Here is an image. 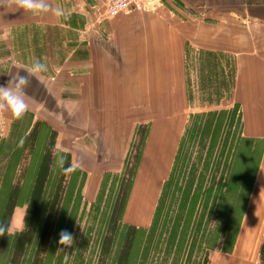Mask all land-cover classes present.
<instances>
[{
	"label": "crops",
	"instance_id": "crops-1",
	"mask_svg": "<svg viewBox=\"0 0 264 264\" xmlns=\"http://www.w3.org/2000/svg\"><path fill=\"white\" fill-rule=\"evenodd\" d=\"M104 2L48 0L53 8L64 9L60 18L0 7V48H16L0 61L30 67L41 56L32 54L26 64L20 48H37L38 38L65 43L66 48L44 45L42 63L48 71L32 80L31 103L33 109L48 102L39 108L57 118L55 126L47 119L58 131L57 144L86 171L87 197L96 195L105 172L122 170L137 126L149 124L123 217L147 227L185 132L194 57L204 55L203 60L222 68L225 57L233 58L231 98L240 104L244 136L264 139V0H164L153 9L102 19ZM59 49L63 57L56 60L53 52ZM255 189L232 249L213 250L209 264H258L264 238V157Z\"/></svg>",
	"mask_w": 264,
	"mask_h": 264
},
{
	"label": "trees",
	"instance_id": "trees-1",
	"mask_svg": "<svg viewBox=\"0 0 264 264\" xmlns=\"http://www.w3.org/2000/svg\"><path fill=\"white\" fill-rule=\"evenodd\" d=\"M235 104L240 108L239 103ZM30 116L32 120L29 132L20 142L19 148L13 151L8 172L1 181L4 184L3 189L7 191L5 190L0 204V222L7 223L12 219L15 207L25 206V227L13 236V250L7 264H47V255L58 227L64 222L66 229L70 226L74 229L76 210L82 205L84 198L81 191L86 172L73 164L69 151L57 148V129L40 118L33 122L32 112ZM239 116L242 118L241 109ZM221 117L216 111L195 117L188 133L189 139L196 145L199 144V157L194 163H185L181 138L171 171L163 183L151 223L147 227L123 219L142 145L145 144L149 130V124H139L125 161L123 178L114 203L111 208L100 211L98 221L86 228L81 234L80 242H76L73 236L74 243L68 248V253L75 256L79 264H83L82 246L87 243L88 238H97L96 264H209V251L218 246L215 244L216 239L224 238V246H228L230 240H233V247L245 206L248 181L243 182L244 180L231 174L227 181L209 179L208 172L214 165L211 158L219 142V123L223 120ZM241 137L250 144H258V140H261L244 135ZM138 138L139 142L136 144ZM205 147L207 152L204 156ZM237 148L239 149L238 146ZM133 149H136V154L131 166ZM18 150L20 152L17 153ZM23 153L31 157V160L28 162L30 166L20 178V175L16 177V173ZM249 172L250 167L246 174L249 175ZM79 174L82 180L77 185ZM104 175L103 185L106 184L110 172ZM29 183L30 190L27 192ZM100 194L97 199L101 198ZM95 208L99 209L97 205ZM212 219L219 220L213 230L210 229ZM35 227L39 232L36 247L33 249L29 245L35 236ZM9 235L0 237V246ZM224 246L221 247L223 251L232 249ZM260 251L264 256V238Z\"/></svg>",
	"mask_w": 264,
	"mask_h": 264
},
{
	"label": "rangeland",
	"instance_id": "rangeland-1",
	"mask_svg": "<svg viewBox=\"0 0 264 264\" xmlns=\"http://www.w3.org/2000/svg\"><path fill=\"white\" fill-rule=\"evenodd\" d=\"M99 11V10H98ZM101 11V9H100ZM105 13V12H104ZM108 16L107 14H104L103 18H106ZM60 33V32H58ZM38 38L39 41L37 48H20V50L23 52V61L26 62V64H30L31 62V56L32 54L40 55L41 62H43V59L45 60L47 51L43 53L45 50L44 45L46 44L48 48H66L65 43H62V41L57 40L54 43V40L51 38ZM43 40L44 43H43ZM11 51L10 48H0V57H4L7 55H11V53H16V48H12ZM23 49V50H22ZM11 51V52H10ZM55 54L56 60H58V57H63V54L60 52H53ZM13 58L15 57L12 54ZM204 55H198V58H193V61L191 63V68H189V76H188V96H189V102H188V115L186 126H185V132L182 136L183 138V145H182V156H185V163H194L197 161L198 152H199V144H195L194 141H191L189 139V129L191 128V125H193L194 121L196 120V116L208 113L209 111H216V113L220 114L223 119L219 125V142L217 145V150L214 153L213 157L211 158L214 161L213 169H211L208 172L209 179H212L214 181H217L219 179L228 180L230 174L231 176L235 175L238 178H241L243 182H247L246 187V199L244 202V210L241 213V218L239 219V227L236 231V237L240 233V229L242 227V223L246 221L245 216V209L247 206H251L255 201V183L257 180L259 167L261 164V161L264 157V139L258 140V144H250L247 142H244L242 140L241 135H244L243 128H242V118L240 115V108L237 107L235 103H233V100L231 98V92L234 87V81H235V68H234V61L233 58L230 59L229 57H225V63L226 67L222 68L217 65V62H208L207 60H203L202 57ZM5 60V59H3ZM29 66H25L21 64V62H17L15 60L11 62H2L0 61V85H6L8 81L11 78V75L15 74L17 71L24 70L21 68H28ZM17 70V71H16ZM25 71V70H24ZM26 101L29 104V110L26 112V114L21 119H15L12 114H10V111H5L0 113V204L1 200L4 197L5 190L3 189L4 184H1L2 178L4 175L7 174L10 165V160L13 156V151L15 152V149L19 148L20 142L22 139L24 140V137L29 132V128L31 127V120L32 117L30 116L31 110L36 111V113H39L38 118L42 121L50 120V123L55 126L56 125V117H49L48 114L50 111H48L46 108L40 109L39 107L47 106L48 102H41L42 106L37 104L32 109V90L31 86L27 88L26 90ZM63 101V100H62ZM40 102V100H39ZM37 102V103H39ZM65 102V101H63ZM31 109V110H30ZM55 111V110H54ZM56 112V111H55ZM37 117L33 119V122L38 119ZM50 124V125H51ZM51 125V126H52ZM52 126V127H53ZM188 127V128H187ZM55 128V127H54ZM56 129V128H55ZM136 133V132H135ZM135 137V134H134ZM134 140V138H133ZM139 138L136 141V144H138ZM133 143V141H132ZM253 143V142H252ZM234 144L231 149H229L230 145ZM57 148H60L58 144ZM132 145V144H131ZM145 145V144H144ZM144 145H142V152ZM256 146V148L253 151V147ZM206 146H208V141L206 143ZM239 147V149L237 148ZM131 149V148H130ZM235 149V151H234ZM234 151V156H233ZM20 152L19 150L17 153ZM207 148L205 147L203 154L206 155ZM25 153V152H24ZM22 156V161L20 166L17 169V175L18 177L20 175V178L23 177V173L25 169L30 166L28 165L29 160H31L28 155ZM136 154V149H133L131 153L130 158V164L131 166L134 163V156ZM142 154V153H141ZM141 158V157H140ZM189 159V160H188ZM140 160L138 162L139 166ZM250 167L249 175L246 174L247 169ZM125 169V165L123 166L121 171H110L109 178L106 180V184L103 185L104 180V174L102 176L101 184L99 186V189L94 196L87 197L84 193V185L86 183V177L83 181L82 186V195L84 196L82 205L79 206L76 210V225L73 229L72 226L69 228H65V223L62 222L60 226L57 229V232L53 236V244L51 246L50 252L47 255V264H79L78 260L75 259V256H71L68 253V248L63 249V251H58V249L61 247L58 244L59 241V233L62 230H67L70 232L73 236H75V241L80 242L79 240L81 238V234L86 231V228L93 224L94 222L98 221L100 217V211H103L105 209L111 208L112 204L114 203L115 196L117 192L119 191V185L121 178H123V171ZM138 167L135 169V173L133 178L135 179L136 171ZM84 170V169H82ZM85 171V170H84ZM86 172V171H85ZM106 173V172H105ZM80 175V174H79ZM87 176V173H86ZM69 177V175H68ZM67 177V178H68ZM81 175L79 176V181L77 185L80 183L82 179ZM251 182V184H250ZM133 185V184H132ZM103 186H105L103 188ZM76 188V187H75ZM77 189V188H76ZM103 189V193L102 192ZM132 189V187H131ZM131 189L129 192H131ZM30 190V183L26 187V191L28 192ZM7 191V190H6ZM101 193V194H100ZM101 195L100 199H97L98 195ZM130 194V193H129ZM6 196V195H5ZM142 196L140 195V198ZM224 198V197H223ZM98 206L99 209L96 210L95 206ZM21 207L17 206L14 210V215L12 216V219L17 218L19 222H23V216L24 213H21ZM23 210H25V206L22 207ZM17 210V211H16ZM82 211V213H80ZM16 215V217H15ZM247 215V214H246ZM99 216V217H98ZM124 217V216H123ZM22 218V221H21ZM11 219V220H12ZM124 219V218H123ZM60 220H61V214H60ZM125 220V219H124ZM126 221V220H125ZM219 224V220L212 219L210 221V229H215L217 225ZM215 225V228H214ZM38 230V231H37ZM35 236L33 240L30 242V248H35L38 240V228H34ZM16 232L11 233L9 236H6L4 243H1L0 246V264H7L8 260L10 259L11 252H12V243L14 240ZM13 237V238H12ZM211 238V236H210ZM233 238V239H235ZM224 238L216 239V246L214 249L210 250L209 253L211 254L213 250H221V247L224 245L222 244ZM97 241V238H89L87 239V243L82 246L81 249V258L83 259V264H96L98 260V251L95 248V243ZM233 240L225 245L226 248H232ZM224 246V247H225ZM78 245L75 246V249H77ZM200 256V255H199ZM112 258V255L110 257V260ZM109 260V262H110ZM258 264H264V256L261 255L260 260Z\"/></svg>",
	"mask_w": 264,
	"mask_h": 264
},
{
	"label": "clouds",
	"instance_id": "clouds-1",
	"mask_svg": "<svg viewBox=\"0 0 264 264\" xmlns=\"http://www.w3.org/2000/svg\"><path fill=\"white\" fill-rule=\"evenodd\" d=\"M0 7H15L33 16H42L51 12L55 17L60 18L66 15L64 9L60 7L53 8L48 0H0ZM25 70L24 75L19 71L11 75L6 85H0V113L10 111L15 119H21L29 110V104L26 101V90L31 86L33 79L40 74L48 71V66L40 60H34ZM25 224L15 219L7 223L0 222V237L9 235L13 232L23 231ZM73 235L67 230L59 233L58 244L61 246L58 251H63L73 245Z\"/></svg>",
	"mask_w": 264,
	"mask_h": 264
},
{
	"label": "built area",
	"instance_id": "built-area-1",
	"mask_svg": "<svg viewBox=\"0 0 264 264\" xmlns=\"http://www.w3.org/2000/svg\"><path fill=\"white\" fill-rule=\"evenodd\" d=\"M164 0H105L104 12L108 16L127 13L136 8L153 9Z\"/></svg>",
	"mask_w": 264,
	"mask_h": 264
}]
</instances>
